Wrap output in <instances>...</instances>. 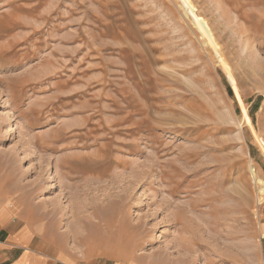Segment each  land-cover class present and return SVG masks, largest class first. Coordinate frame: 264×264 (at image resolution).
Returning <instances> with one entry per match:
<instances>
[{"label":"rangeland","instance_id":"obj_1","mask_svg":"<svg viewBox=\"0 0 264 264\" xmlns=\"http://www.w3.org/2000/svg\"><path fill=\"white\" fill-rule=\"evenodd\" d=\"M84 1L0 0V211L74 264H264V0H187L216 54L177 0Z\"/></svg>","mask_w":264,"mask_h":264},{"label":"crops","instance_id":"obj_2","mask_svg":"<svg viewBox=\"0 0 264 264\" xmlns=\"http://www.w3.org/2000/svg\"><path fill=\"white\" fill-rule=\"evenodd\" d=\"M37 234L34 227L25 226L23 221L0 211V264H74L57 259L52 252L36 246L32 237ZM92 264L108 262L95 261Z\"/></svg>","mask_w":264,"mask_h":264},{"label":"bare ground","instance_id":"obj_3","mask_svg":"<svg viewBox=\"0 0 264 264\" xmlns=\"http://www.w3.org/2000/svg\"><path fill=\"white\" fill-rule=\"evenodd\" d=\"M10 1V0H9ZM14 1H16V0H14ZM81 1V0H80ZM86 1V0H85ZM85 1H84V3H85ZM178 1V3H179V6H180V8L182 9V10H185L186 12H187V15H188V18L194 23V25L193 26H195L196 28H197V30L201 33V35L203 36V39H204V44L205 45H207L208 47H211L212 48V51L214 52V54H216L217 53V45L218 44H216V46H215V39H214V37H213V35H212V33H211V31L208 29V27H206L207 25H205V23L203 22V20L202 19H200V17H198L197 15H195V12H193L191 9H190V5H189V3H188V1L187 0H177ZM75 2H76V0H75ZM16 4V3H15ZM43 4V3H42ZM51 4V3H50ZM11 5V4H10ZM14 4H12V6H13ZM52 5V4H51ZM54 5V4H53ZM33 6V5H32ZM191 8H193V7H191ZM50 9V8H49ZM56 9V8H55ZM179 9V8H178ZM60 11V10H59ZM67 11V10H66ZM53 12V11H52ZM51 12V13H52ZM68 12V11H67ZM9 13H11V12H9ZM46 13V12H45ZM50 13V14H51ZM89 13V12H88ZM103 13V12H102ZM6 14V13H5ZM2 15H3V13H2ZM1 15V16H2ZM8 15V14H7ZM10 15V14H9ZM9 15H8V17H9ZM12 15V14H11ZM10 15V16H11ZM0 16V17H1ZM18 16V15H17ZM16 16V17H17ZM41 16V15H40ZM48 16V15H47ZM46 16V17H47ZM15 16H14V18H16ZM19 17V16H18ZM34 17V16H33ZM11 18V17H10ZM20 18V17H19ZM81 18V17H80ZM89 18V17H88ZM12 19V22H16L17 24H19V21H13V18H11ZM18 19V18H17ZM158 19V18H157ZM162 19V18H161ZM90 20V19H89ZM121 20V19H120ZM38 21V20H37ZM75 21V20H74ZM79 21V20H78ZM125 22V21H124ZM88 23V22H87ZM93 23V22H92ZM119 23V22H118ZM131 23V22H130ZM15 24V23H14ZM21 24V23H20ZM157 24V23H156ZM31 25V24H30ZM55 25V24H54ZM26 26V25H25ZM42 27V26H41ZM99 29V28H98ZM90 31V30H89ZM82 32V31H81ZM92 33V32H91ZM94 34V33H93ZM101 35V34H100ZM40 36V35H39ZM48 36V35H47ZM94 36V35H93ZM89 37V36H88ZM49 38V37H48ZM90 38V37H89ZM71 40V39H70ZM69 40V41H70ZM73 40H75L74 39V37H73ZM68 43V42H67ZM18 44H20V43H18ZM62 46V45H61ZM77 46V45H76ZM66 47V46H65ZM80 47V46H79ZM78 47V48H79ZM141 47V46H140ZM150 47V46H149ZM62 48V47H61ZM210 48V49H211ZM34 49V48H33ZM66 50H67V48H65ZM75 50H77L76 48H74ZM82 49V48H81ZM54 50V49H53ZM73 50V49H72ZM55 51H58V50H55ZM64 51V50H63ZM101 51V50H100ZM142 51V50H141ZM75 52V51H74ZM80 52V51H79ZM218 52H220V51H218ZM68 53V52H67ZM88 53V52H87ZM84 54V53H83ZM89 54V53H88ZM92 54V53H91ZM144 54V53H143ZM145 55V54H144ZM96 56V55H95ZM216 56V55H215ZM221 56H222V54H221ZM220 56V57H221ZM34 57V56H33ZM74 57H77V56H74ZM93 57V56H92ZM101 57V56H100ZM216 58V57H215ZM91 59V58H90ZM160 59V58H159ZM163 59V58H162ZM221 59H223V58H221ZM54 60V59H53ZM71 61H75V59H72ZM86 61V60H85ZM97 61V60H96ZM218 61V60H217ZM24 62V61H23ZM61 63H63V62H61ZM73 63V62H72ZM221 63V62H220ZM65 65V64H64ZM78 65V64H77ZM91 65V64H90ZM78 66H80V65H78ZM224 65H222V67H223ZM76 67V66H75ZM74 67V68H75ZM120 68H121V66H120ZM224 68H226V67H224ZM223 68V69H224ZM227 69V68H226ZM68 70V69H67ZM70 70V69H69ZM74 70H76V68L74 69ZM92 70V69H91ZM90 70V71H91ZM48 71V70H47ZM71 71V70H70ZM79 71V70H78ZM78 71H75V72H72L71 74L69 73V76L67 75V76H61L60 77V79L58 80V82H57V87H59L60 86V82L62 81V80H64V82L66 83V84H68V83H70V82H72L73 80H75L74 82H76V81H79V78L78 77H80V76H82L83 75V73H81V72H78ZM225 71V70H224ZM104 72V71H103ZM107 72H109V71H107ZM49 73V72H48ZM68 73V72H67ZM91 74V73H90ZM143 74V73H142ZM226 74V73H225ZM227 74H230V73H227ZM92 75H93V73H92ZM120 75V74H119ZM46 76V75H45ZM227 76V75H226ZM64 77H65V79H64ZM106 77V76H105ZM228 77V76H227ZM232 77V76H231ZM92 78V77H91ZM161 78V77H160ZM233 78V77H232ZM113 79V78H112ZM111 79V80H112ZM156 79V78H155ZM85 80H87V79H85ZM229 80V79H228ZM95 81V80H94ZM104 81V80H103ZM31 82V81H30ZM33 82V81H32ZM125 82V81H124ZM232 83H234V80L232 79V81H231ZM73 83V82H72ZM161 83V82H160ZM82 85V84H81ZM94 85V84H93ZM237 85V84H236ZM235 85V86H236ZM79 87V86H78ZM87 87H90V86H87ZM55 88H56V85H55ZM76 88V87H75ZM167 89V88H166ZM236 89H237V86H236ZM82 90V89H81ZM85 90V89H84ZM73 91V90H72ZM100 91V90H99ZM82 92V91H81ZM84 94H85V92H83ZM99 93V92H98ZM129 93V92H128ZM68 94V93H67ZM90 94V93H89ZM130 94H131V92H130ZM139 96V95H138ZM147 96V95H146ZM74 96H70V97H67V98H65L66 100H72V98H73ZM81 97V96H80ZM91 97V96H90ZM83 98V97H82ZM85 98V97H84ZM99 98V97H98ZM107 98V97H106ZM111 98V97H110ZM55 99V98H54ZM95 99H97V98H95ZM108 99V98H107ZM173 100V99H172ZM115 101V100H114ZM158 101V100H157ZM163 101V100H162ZM79 102V101H78ZM176 102V101H175ZM49 103V102H48ZM122 103V102H121ZM68 104V102H65V103H63V105H67ZM87 104V103H86ZM105 104V103H104ZM173 104V103H172ZM145 105V104H144ZM190 105V104H189ZM92 106V105H91ZM107 106V105H106ZM110 106V105H109ZM146 106V105H145ZM172 106V105H171ZM75 106H73V108H74ZM125 107V106H124ZM150 107V106H149ZM193 107V106H192ZM72 108V109H73ZM108 108V107H107ZM75 109V108H74ZM103 109V108H102ZM104 110V109H103ZM75 111V110H74ZM99 111V110H98ZM72 113V112H71ZM130 114V113H129ZM47 115V114H46ZM149 115V114H148ZM151 116V115H150ZM110 117V116H109ZM108 117V118H109ZM46 118V117H45ZM91 118V117H90ZM152 118V117H151ZM75 119V118H74ZM105 119V118H104ZM248 119V118H247ZM124 120V119H123ZM131 120V119H130ZM133 123V122H132ZM131 123V124H132ZM92 124H93V121H92ZM248 125H249V127L251 126V122L249 121V123H248ZM141 126V125H140ZM78 127V126H77ZM83 128V127H82ZM136 128V127H135ZM138 128V127H137ZM153 128V127H152ZM102 129H103V127H102ZM90 130V129H89ZM104 130V129H103ZM252 131V130H251ZM151 133V132H150ZM107 135V134H106ZM98 136V135H97ZM110 136V135H109ZM104 137V136H103ZM95 138V137H94ZM117 138V137H116ZM137 140V139H136ZM159 140V139H158ZM95 141V140H94ZM63 143H65V142H63ZM101 143V142H100ZM102 145V144H101ZM96 149V148H95ZM261 149L263 150V152H264V147H263V145H261ZM44 151V150H43ZM97 152V151H96ZM139 152V151H138ZM112 153V152H111ZM95 155H96V153H95ZM92 158H93V156H92ZM238 168V167H237ZM169 175V174H168ZM203 176V175H202ZM230 176V175H229ZM175 177V176H174ZM187 177V176H186ZM194 177V176H193ZM257 177V176H256ZM202 178H204V176L202 177ZM201 178V179H202ZM182 179V178H181ZM199 179H200V177H199ZM227 179V178H226ZM256 179V178H255ZM168 180V179H167ZM171 180V179H170ZM176 180V179H175ZM207 180V179H206ZM181 181V180H180ZM133 182V181H132ZM185 183V182H184ZM216 183V182H215ZM170 186V185H169ZM175 187V186H174ZM173 187V188H174ZM177 188V187H176ZM171 191V190H170ZM179 191V190H178ZM259 191H260V193H262V194H264V188H262L261 186L259 187ZM180 193V192H179ZM222 194V193H221ZM171 195H172V193H171ZM179 200V199H178ZM215 206V205H214ZM188 207V206H187ZM198 211V210H197ZM236 218V217H235ZM207 222V221H206ZM239 222V221H238ZM194 223V222H193ZM204 225V224H203ZM207 226V225H206ZM219 227V226H218ZM187 228V227H186ZM207 228V227H206ZM205 230V229H204ZM184 231V230H183ZM206 231V230H205ZM205 234V233H204ZM201 238V237H200ZM205 238V237H204ZM210 241V240H209ZM198 242V241H197ZM183 244V243H182ZM194 244V243H193ZM196 244V243H195ZM194 244V245H195ZM201 245V244H200ZM206 245H208V244H206ZM202 247V246H201ZM194 248V247H193ZM203 248V247H202ZM192 251V250H191ZM253 253V252H252ZM225 258V257H224Z\"/></svg>","mask_w":264,"mask_h":264}]
</instances>
